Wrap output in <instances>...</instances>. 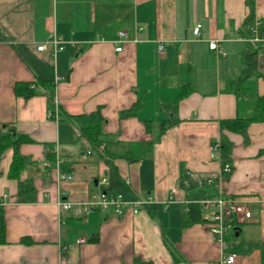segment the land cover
<instances>
[{
	"label": "crops",
	"instance_id": "crops-1",
	"mask_svg": "<svg viewBox=\"0 0 264 264\" xmlns=\"http://www.w3.org/2000/svg\"><path fill=\"white\" fill-rule=\"evenodd\" d=\"M250 4L264 32V0H0V133L29 138L19 145L28 158L20 178L35 189L33 201L18 200L17 180L7 176L12 148L4 149L0 264H169L168 247L177 264H214L229 253L231 264H264V121L225 132L229 174L212 153L220 121L252 116L264 96V42L250 39L253 21L244 23ZM119 29L126 38L116 51ZM50 31L64 48L37 51ZM213 40L219 51L209 47ZM250 51L255 69L238 82ZM17 81L34 83L32 95H16ZM53 98L56 120L48 116ZM132 105L133 114L121 117ZM96 110L104 118L97 149L75 116ZM163 121L171 124L160 131ZM136 141H152L138 161L104 153L105 142L123 150ZM56 156L70 179L44 165ZM105 189L150 201L120 216H75L55 203L59 194L75 201ZM220 194L244 199L251 210L238 234L222 242L208 231L200 206ZM191 204L200 219L186 223Z\"/></svg>",
	"mask_w": 264,
	"mask_h": 264
},
{
	"label": "built area",
	"instance_id": "built-area-1",
	"mask_svg": "<svg viewBox=\"0 0 264 264\" xmlns=\"http://www.w3.org/2000/svg\"><path fill=\"white\" fill-rule=\"evenodd\" d=\"M260 21L254 19L250 25L249 37L254 42H264V32L259 26ZM200 23H196L192 28V33L199 34ZM126 38V32L123 29L117 31V39L115 50L120 51L122 49L121 43ZM211 49L219 51L218 42L213 40L209 43ZM49 48L52 54L64 48L63 42L60 37L54 32L50 31L44 41H41L36 46L37 51H45ZM158 50L162 49V45H158ZM30 87H35L34 83H31ZM53 107L48 111V116L53 119L58 118V107L56 99L53 98ZM213 155L220 154V138H216L212 144ZM61 158L56 156L53 163L45 161L44 165L49 166L53 164L57 170L58 179L68 180L71 178L69 172H64L60 169ZM221 170L223 173H230L232 171V164L229 161L222 163ZM101 182H106L103 178ZM150 201V197H137L126 199L121 193H109L106 190H101L90 194L84 200H68L63 198L60 194L55 201L60 211H68L75 216H83L90 211L98 210L100 212H111L116 216H120L128 209L132 213L138 212L144 205ZM168 201H165L167 206ZM202 213V220L206 223L208 231L213 237L222 242L224 237L236 231L239 223L248 219L251 216V210L244 199L231 196L228 194H220L214 199H205L200 203ZM234 262V254H222L217 262L214 264H231Z\"/></svg>",
	"mask_w": 264,
	"mask_h": 264
},
{
	"label": "trees",
	"instance_id": "trees-1",
	"mask_svg": "<svg viewBox=\"0 0 264 264\" xmlns=\"http://www.w3.org/2000/svg\"><path fill=\"white\" fill-rule=\"evenodd\" d=\"M249 12L245 18V25H250L253 21V8L249 5ZM255 54L256 51H250L245 54L246 69L242 76L237 79L238 82L246 79L255 69ZM30 82L17 81L14 84V92L16 95L23 98H27L34 92V87H30ZM52 98V92L49 94ZM135 105H132L128 109L120 112L121 117L129 116L133 114ZM79 120V132L95 149L103 142L102 138V124L104 118L98 110L93 111L89 114L75 115ZM264 121V96L258 97L253 104V114L250 117H233L222 119L219 123L220 129V155L222 163L229 161V140L225 132H244L251 122H263ZM171 123L161 122L159 124L160 131L165 130ZM148 126V124H147ZM147 128V127H146ZM29 138L23 134H13L12 131H5L0 133V154L8 148H12V158L9 164L7 176L17 180V198L19 201H33L35 199V189L30 179L22 180L20 174L22 169L27 165L28 158L19 152V145L22 142L28 141ZM114 142H105L104 153L109 157H123L129 162L138 161L143 158L151 148L152 141H136L131 142L127 149L120 150L119 148L113 147ZM229 173H224V175ZM109 193H114L105 189ZM192 213L188 214L186 223L193 220H199L200 217H193L194 213H198V205L191 204ZM239 227L236 228L238 230ZM234 236V232L230 234ZM20 242H28L27 238L21 237ZM6 242L5 238V222L4 212L0 206V244ZM172 255V262L169 264H177L178 258L175 252L168 247ZM136 264H148L146 261H142L139 258L135 259Z\"/></svg>",
	"mask_w": 264,
	"mask_h": 264
},
{
	"label": "water",
	"instance_id": "water-1",
	"mask_svg": "<svg viewBox=\"0 0 264 264\" xmlns=\"http://www.w3.org/2000/svg\"><path fill=\"white\" fill-rule=\"evenodd\" d=\"M234 234H235V235H237V234H238L237 230L234 232Z\"/></svg>",
	"mask_w": 264,
	"mask_h": 264
}]
</instances>
